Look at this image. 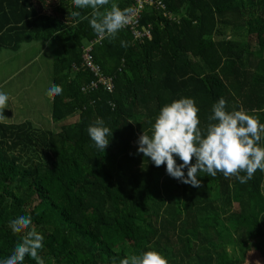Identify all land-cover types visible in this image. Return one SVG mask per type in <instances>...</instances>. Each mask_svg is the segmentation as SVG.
Instances as JSON below:
<instances>
[{
    "label": "trees",
    "instance_id": "trees-1",
    "mask_svg": "<svg viewBox=\"0 0 264 264\" xmlns=\"http://www.w3.org/2000/svg\"><path fill=\"white\" fill-rule=\"evenodd\" d=\"M117 2L122 10L133 5ZM163 4L141 14L150 40L121 29L93 47L113 91L83 93L92 76L79 68L82 48L98 36L88 20L64 24L39 14L31 0H0V52L33 41L61 43L51 81L63 91L52 98L51 120L77 116L54 131L0 122V258L20 239L8 226L20 213L44 236L38 255L45 264H118L148 248L168 264H250L251 255L264 257L255 243L264 238V172L245 184L199 173L200 186L192 187L134 148L143 131L150 135L160 107L180 97L195 101L201 127L221 97L228 110L243 107L264 123V0ZM96 118L110 129L104 151L86 131ZM23 264L36 262L26 256Z\"/></svg>",
    "mask_w": 264,
    "mask_h": 264
},
{
    "label": "clouds",
    "instance_id": "clouds-1",
    "mask_svg": "<svg viewBox=\"0 0 264 264\" xmlns=\"http://www.w3.org/2000/svg\"><path fill=\"white\" fill-rule=\"evenodd\" d=\"M72 5L78 10H91L90 16L81 17L78 10L72 11L71 16L87 19L98 36L115 38L129 23L128 10H122L117 0H72ZM120 43L126 47L125 41ZM62 91L55 83L46 88L47 95L52 98ZM8 101V93L0 91V107ZM198 112L199 108L190 97L165 103L150 121V135L143 131L136 140L137 153H142L156 167L164 165L168 176L192 187L200 186L199 173L211 177L217 173L226 178L234 176L239 183L245 184L257 170L264 172V144L261 143L264 123L243 107L228 110L223 97L212 104L205 127L200 126ZM86 131L92 146L104 151L110 141V129L105 121L96 118ZM31 225V216L24 213L9 220L11 231L21 236L7 256L0 258V264H23L26 256L36 264H45L38 255L44 246V236ZM118 264H168V260L160 251L148 248L120 259Z\"/></svg>",
    "mask_w": 264,
    "mask_h": 264
},
{
    "label": "crops",
    "instance_id": "crops-1",
    "mask_svg": "<svg viewBox=\"0 0 264 264\" xmlns=\"http://www.w3.org/2000/svg\"><path fill=\"white\" fill-rule=\"evenodd\" d=\"M64 2L68 3V5L65 7H63V5H65ZM31 3L33 8L36 9L41 15L51 16L64 24L72 23L71 10H69L72 1L31 0ZM51 42L54 41H44L42 44L44 46L42 48L35 49L43 54L46 49L48 50L49 47H51ZM31 43H25L21 45L16 51L13 52L21 53V55H28L24 54V51L27 50L25 47ZM3 51L5 50H2L1 52ZM42 54H36L33 59L30 58L26 60V62L22 65L11 64L8 65L7 68L4 67L5 65L2 60L0 71L4 70V73L8 72V75L7 79L0 75V89L4 88L5 92L8 93L9 102L3 107H0V122L5 124H21L27 122L36 127L35 124H37L38 121L35 118L33 119V117L38 118L39 116H43L44 119H48L52 122L51 108H48V104H51L52 107V97H49L46 93L47 86L52 83V77L50 74L44 72V67H41L40 65L36 67L33 66V64L40 57H42ZM50 55L52 56V53ZM51 56L49 57L52 58ZM28 69L35 71L34 77L27 76V78L23 77L14 81L18 76L22 75L23 72ZM42 82L44 84L43 88L41 86ZM32 85H34V87H32Z\"/></svg>",
    "mask_w": 264,
    "mask_h": 264
},
{
    "label": "rangeland",
    "instance_id": "rangeland-1",
    "mask_svg": "<svg viewBox=\"0 0 264 264\" xmlns=\"http://www.w3.org/2000/svg\"><path fill=\"white\" fill-rule=\"evenodd\" d=\"M44 41H34L30 45H27L25 47L24 54L28 55H21V53H16L10 50H5L0 53V65H2V60L4 62V67L7 68L8 65L14 64V65H22L26 62V60L30 58H34L36 54H42L37 49L35 48H42L44 45H42ZM46 49V48H45ZM52 53V56L50 55ZM63 55L62 52V45L59 42H51V47L49 49L45 50L42 54V57H40L34 64L33 66H41L44 67L43 70L44 72L50 74L52 76V69H53V60L61 58ZM51 56L52 58H50ZM3 67V68H4ZM0 75H2L5 79H7L8 72L4 73V70L0 71ZM27 76L34 77L35 76V71L32 69L25 70L22 75L18 76L14 81L19 80L20 78H27ZM47 77V74H46ZM12 81V82H14ZM42 88L44 87L43 82L41 83ZM34 87V85H32ZM8 88V87H6ZM0 91H5V89H0ZM46 101V100H45ZM9 102V101H8ZM7 102V103H8ZM48 108H51V104H48ZM36 116V114H35ZM37 119V124L35 126L37 129L40 130H51L54 131L55 128L65 125V124H71L77 120V116H72L68 118L65 121H61L59 123H53L49 121L48 119H44L43 116H39L38 118L33 117V119ZM134 148H137L136 143H134ZM256 244L260 247L261 253L264 254V238L258 239L255 241ZM260 253V252H259ZM261 255V254H260ZM249 261H251L250 264H264V257L263 258H258L257 255H251L249 258Z\"/></svg>",
    "mask_w": 264,
    "mask_h": 264
},
{
    "label": "built area",
    "instance_id": "built-area-1",
    "mask_svg": "<svg viewBox=\"0 0 264 264\" xmlns=\"http://www.w3.org/2000/svg\"><path fill=\"white\" fill-rule=\"evenodd\" d=\"M164 0H133L132 8L129 12V23L123 28L128 29L135 40L151 39V27H143L140 29L139 20L146 6L155 7L158 10H164ZM105 36H97L87 46L82 48L81 52V69L88 71L92 80L84 86L81 91L83 93L93 92L98 88H103L108 93L113 91V78L102 74L100 68L94 63L92 57V49L95 45L100 44ZM73 70H77L73 66Z\"/></svg>",
    "mask_w": 264,
    "mask_h": 264
}]
</instances>
